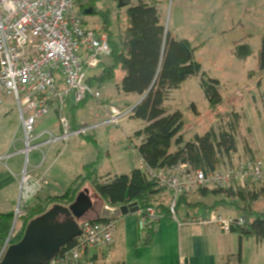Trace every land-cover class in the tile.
Returning a JSON list of instances; mask_svg holds the SVG:
<instances>
[{
	"label": "trees",
	"instance_id": "trees-1",
	"mask_svg": "<svg viewBox=\"0 0 264 264\" xmlns=\"http://www.w3.org/2000/svg\"><path fill=\"white\" fill-rule=\"evenodd\" d=\"M75 1L80 15L97 14L101 28L92 30L108 36L111 49V53L105 57L110 62L106 64L101 60L102 70L89 76L90 86L101 88L109 82H116V86L123 92L143 97L133 108L130 117L146 123L144 128L135 133V138L141 139V143L135 147L144 166L161 170L185 163L191 168L210 173L222 168L226 161L231 162L238 146L237 127L242 119L239 113L232 114L233 118L228 128L216 131L211 127L204 135L184 142L181 134L184 124L182 114L180 111L171 113L165 106L172 89L180 87L184 81L196 76L201 77L203 93L213 111L222 106L223 99L218 91L219 81L206 80L201 64L194 57L195 47L193 48L188 40L177 39L165 29L156 4L141 2L134 5L131 0H123L125 5L121 8L120 0H113L115 2L113 7L103 4L105 7L99 9L98 4L102 3V0ZM82 20L83 25L90 28L84 17ZM258 53L260 69L264 70V39ZM234 55L244 60L252 55V50L248 43L241 42L236 45ZM84 103L74 104L73 109ZM71 116L68 115L70 121L73 118ZM81 126L75 125L74 128ZM84 185H91L102 201L110 207L133 204L140 208L139 214L146 220L141 232L140 245L151 243L156 233L158 221L149 220V209H154L159 216H172L171 201L168 202L164 195L165 192L169 193L151 180L142 168L133 170L131 174L111 177L101 176L96 163H90L83 167L80 175L64 193L53 196L38 194L31 201L29 216L21 219L13 231V213L0 214V252L9 236L11 243H18L30 220L42 216L54 204L64 207L73 204ZM197 191L204 195L221 197L220 200H215L214 205H208L211 211L229 205L236 215L250 217L248 223L232 227V231L238 233L240 240L243 237H251L264 242V212L255 208V204L264 196V182L251 184L246 188L214 187ZM169 196L171 197V194ZM187 196L189 195L179 197L175 205L176 214L179 212L178 205ZM217 206L219 207L216 208ZM65 219L60 217L59 220ZM84 220L102 221L99 216H92L91 212L84 216ZM73 241L62 247L58 254L72 246Z\"/></svg>",
	"mask_w": 264,
	"mask_h": 264
},
{
	"label": "built area",
	"instance_id": "built-area-1",
	"mask_svg": "<svg viewBox=\"0 0 264 264\" xmlns=\"http://www.w3.org/2000/svg\"><path fill=\"white\" fill-rule=\"evenodd\" d=\"M82 19L75 0H0V103L12 97L18 104L25 133L24 154L29 155L43 144L61 143L66 147L72 137L85 136L102 125L119 126L124 117L132 114L133 107L123 111L113 108L104 122L78 128L71 125L65 111L67 104L83 103L89 97L98 100L100 92L88 83V71L100 66L101 60L111 53L108 36L85 27ZM53 108L57 109L60 134L35 135L37 120ZM42 137L47 140L41 142ZM27 164L28 161L19 183L12 231L19 220L29 216L31 201L46 183L41 177L31 176ZM142 169L171 194L173 218L175 205L182 195L202 188L237 189L264 182V160L254 158L226 161L222 168L210 173L185 163L161 170L143 165ZM159 217L154 209L148 210L149 220L158 221ZM140 221L142 231L146 220L141 215ZM183 223L201 228L217 226L229 233L233 226L246 223V216L235 213L222 216L213 211L192 216ZM80 228L81 234L72 246L56 255L51 264H106L112 260L116 222L84 220ZM10 244L9 236L0 252V261Z\"/></svg>",
	"mask_w": 264,
	"mask_h": 264
},
{
	"label": "rangeland",
	"instance_id": "rangeland-1",
	"mask_svg": "<svg viewBox=\"0 0 264 264\" xmlns=\"http://www.w3.org/2000/svg\"><path fill=\"white\" fill-rule=\"evenodd\" d=\"M134 3L138 0H132ZM154 3L159 9L160 19L165 29L178 39H186L195 47L194 57L201 64L206 80L219 81L218 91L222 96V106L213 111L203 93L201 77L190 78L169 92L165 106L170 112L180 111L183 119L181 134L184 142L204 135L213 127L216 131L228 128L234 112L239 113L244 128L249 124L252 134L250 139H255L259 144H264V70L258 63V51L264 39V0H145ZM113 7V0H102L99 9L105 6ZM87 25L91 29L101 28L97 14H85ZM249 44L252 55L246 59H239L234 55L238 43ZM106 64L110 61L103 58ZM102 65L89 70V75H95L102 70ZM121 74L118 75L120 80ZM100 92V97L87 98L85 103L76 109V121L80 124H96L108 120L111 110H128L135 106L137 95L123 92L116 82H109L101 88L94 87V91ZM13 107L19 114L18 104L12 105L0 103V148L7 141L9 132L13 130L10 123L13 116L9 113L3 116L1 113L6 108ZM53 109L49 112L53 115ZM49 115V114H48ZM20 116V115H19ZM119 126L102 125L87 135L75 136L71 140L81 142L82 150L73 157L76 160L82 156V162L98 161L99 173L104 176L131 174L133 170L142 168L136 147L141 139L135 138V133L144 128L146 123L130 116L124 117ZM22 133H19V137ZM87 146V147H85ZM85 147V148H83ZM175 149V146H173ZM67 154L76 150L67 147ZM79 155V156H78ZM40 157V156H39ZM32 159V158H31ZM23 159V167L26 163ZM61 162V161H60ZM26 166V165H25ZM57 183L50 190L63 193L70 184L71 179L77 176L73 171H65L60 165L55 168ZM72 177V178H70ZM74 177V178H73ZM45 189V188H44ZM43 189V190H44ZM48 191L52 193L51 191ZM168 202L171 197L164 193ZM221 197L204 195L200 191L192 192L179 204L181 210L188 211L191 208H205L207 213L211 211L210 205ZM209 205V206H208ZM188 206V207H187ZM53 207V206H52ZM217 206L216 208H218ZM255 208L264 212V196L255 204ZM221 210V211H220ZM232 212V208L222 206L219 212L225 216L226 211ZM189 211H192L189 210ZM214 211V212H215ZM234 213V212H233ZM20 220L16 224L18 227Z\"/></svg>",
	"mask_w": 264,
	"mask_h": 264
},
{
	"label": "crops",
	"instance_id": "crops-1",
	"mask_svg": "<svg viewBox=\"0 0 264 264\" xmlns=\"http://www.w3.org/2000/svg\"><path fill=\"white\" fill-rule=\"evenodd\" d=\"M141 2L146 1L138 0L134 3L131 0V3L134 5ZM141 99L142 97L137 95L136 104ZM3 102L10 106L14 100L11 97L6 98ZM73 105L74 103H68L65 110L67 116L72 115L71 117H73L71 118L72 121H70L71 125L74 127L75 125L91 124H80L76 121L75 111L77 108L73 109ZM52 112L53 115L49 113V115L37 120L35 135L38 136L44 132L51 133L54 136L60 134L61 127L58 123L57 109L53 108ZM9 113H11L10 116H13L10 121L13 130L9 132L7 142L0 148V214L13 213L14 211L19 194L18 188L21 175L25 169V165L24 167L22 165L24 158V163L28 161L27 165L30 175L35 178L41 177L46 181L43 186L45 189L41 192L40 196L60 195L54 192V190L49 189L53 184L57 183L55 168L59 165L65 171H73L75 175L71 176L80 175L83 167L90 163H96V168L98 169V161L95 160L97 157L93 161H89V163L82 162L84 158L79 155L76 160H73V157L82 150L81 142L78 140L70 139L66 147L61 143H55L51 146L43 144L38 149L30 151L29 155L24 154L22 150L25 149V133L21 115L13 107L5 108L1 114L6 116ZM25 114H28L27 110ZM241 118L243 117L241 116ZM237 128L238 146L237 151L233 153L232 160L237 161L250 158L264 160V144L260 145L254 138H249L248 135L252 134V128L249 124L244 128L241 119ZM19 133H22L21 137H19ZM87 137L88 139H92V136L87 135ZM46 140L47 137H42L40 141L45 142ZM71 142L72 147L76 151L67 154V147L70 146ZM141 162L143 164L142 159ZM74 180L71 179L70 184ZM85 187H91L92 193L98 196L91 185H84L83 188ZM53 188L56 187L53 186ZM49 190L52 193L48 192ZM98 198L100 197L98 196ZM91 199L93 207L89 212H91L92 216H99L105 203L101 198L95 199L92 197ZM191 209L192 211H189ZM232 213L233 211L229 212L228 210L225 216ZM206 214L207 210L205 208L190 207L188 211L181 210L178 217L175 218L172 216H160L154 238L147 245H140L142 231L139 213H130L129 215L119 217L115 220L116 229L112 245V260L106 264H264V242H259L257 239L251 237H243L240 240L238 233L233 231L227 233L217 226L201 228L196 225L183 223L187 218H191L192 216H203ZM83 218L81 221H83Z\"/></svg>",
	"mask_w": 264,
	"mask_h": 264
},
{
	"label": "water",
	"instance_id": "water-1",
	"mask_svg": "<svg viewBox=\"0 0 264 264\" xmlns=\"http://www.w3.org/2000/svg\"><path fill=\"white\" fill-rule=\"evenodd\" d=\"M124 5L123 0H120L119 7ZM92 192L91 187H85L78 193L73 204L66 207L54 204L42 216L30 220L21 240L9 245L0 264H45L52 261L62 247L80 236L81 219L93 207L91 198L100 199ZM101 210L100 220L115 221L130 213H138L140 208L133 204L121 207L105 204ZM60 217L66 219L60 221ZM249 220L250 217L246 216V223Z\"/></svg>",
	"mask_w": 264,
	"mask_h": 264
}]
</instances>
